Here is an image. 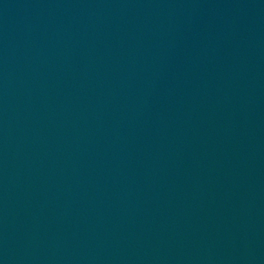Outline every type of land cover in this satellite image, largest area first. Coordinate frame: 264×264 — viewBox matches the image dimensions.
<instances>
[{
	"label": "water",
	"instance_id": "water-1",
	"mask_svg": "<svg viewBox=\"0 0 264 264\" xmlns=\"http://www.w3.org/2000/svg\"><path fill=\"white\" fill-rule=\"evenodd\" d=\"M0 264H264V0H0Z\"/></svg>",
	"mask_w": 264,
	"mask_h": 264
}]
</instances>
